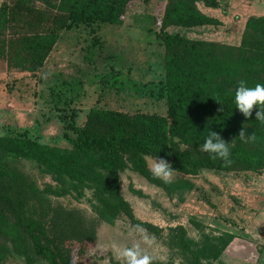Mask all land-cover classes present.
I'll return each mask as SVG.
<instances>
[{"label": "trees", "instance_id": "1", "mask_svg": "<svg viewBox=\"0 0 264 264\" xmlns=\"http://www.w3.org/2000/svg\"><path fill=\"white\" fill-rule=\"evenodd\" d=\"M136 0H12L0 6V72L34 74L65 30L93 23L123 24V16ZM154 4L159 12L156 37L162 47V73L156 83L141 84L135 94L162 100L165 113L123 112L92 106L84 122L75 124L84 94L70 88L49 93L48 109L62 123L69 146L41 143L26 129L0 135V264L16 257L24 264H73L71 242L83 255L95 239L96 225L78 210L68 209L53 198L79 201L90 191L92 210L101 222L111 224L125 217L132 225L163 239L184 264H213L231 244L234 235L210 231L190 221L198 239L182 225L165 230L134 216L119 190L120 173L131 170L168 196L182 202L195 185L186 177L164 184L154 178L144 156L164 158L175 173L193 177L200 170L224 173L264 170V125L245 117L233 103L238 82L249 87L264 84V16H250L239 45L195 40L168 33L169 26L191 28L217 24L203 15L196 2L209 7L219 0H137ZM97 37L86 48L84 60L92 61ZM114 85V84H113ZM136 86V85H135ZM134 86V87H135ZM150 87V88H149ZM155 89H152V88ZM71 89V91H69ZM55 95V96H54ZM223 107V111H218ZM244 129L241 141L239 132ZM230 142L228 161L201 151L208 131ZM9 130V131H8ZM68 133H71L70 136ZM30 162L50 184L39 188L21 168ZM129 191L146 197L129 185ZM153 264H165L154 262Z\"/></svg>", "mask_w": 264, "mask_h": 264}, {"label": "rangeland", "instance_id": "2", "mask_svg": "<svg viewBox=\"0 0 264 264\" xmlns=\"http://www.w3.org/2000/svg\"><path fill=\"white\" fill-rule=\"evenodd\" d=\"M11 1L0 0V6L3 3L9 4ZM141 3L136 0L126 11L124 18L126 24L121 25H136L130 30L120 25L105 23L80 25L65 30L60 40L61 44L65 45L61 56L55 55L47 62L45 69H40L34 74L30 73V77H24L29 80L25 85V87L29 86V89L24 92L26 96H23V103L33 106L38 115L41 114V120H37L35 124L26 129L31 137L36 136L41 143L49 145L69 146L68 141L62 136V123L57 119L55 111L49 110L46 104L50 100V90L53 89L55 92L58 89L59 91L62 86L60 91L66 90L67 92V88H70L73 83L74 89L79 94H85L79 99V110L75 119L77 125L84 122L85 113L92 106L123 112L142 111L160 115L165 113L162 100L157 101L151 96L135 94L134 91L143 88L141 84L150 86L156 83L161 77L163 64L162 47L156 37L159 25L155 23V18L158 17L159 12L155 10L154 4L143 6ZM149 26L150 30L146 29ZM94 37H97L98 47L93 60L86 61L84 60L86 48ZM53 49L52 55L57 52L55 47ZM16 81L11 76L7 84L3 85L6 95L12 93ZM62 81L71 84L65 85ZM7 98L8 101H4L2 110H14L13 101H10L12 98L9 95ZM1 113L0 111V115ZM0 120H4V117ZM7 129L22 130L13 126L6 128L2 125L0 135L4 134ZM68 134L72 136L71 133ZM21 168L39 188L51 183L50 177L40 174L30 162H23ZM220 175V172L213 170H200L193 177L175 173L173 179L186 177L195 185L192 193L186 194L182 202H179L176 197L168 196L161 188L149 184L143 177L131 170L120 173L119 190L130 204L137 219L165 231L168 227L182 225L191 238L198 239L197 230L190 224V221L199 222L210 231L221 232V230L231 231L232 229L239 231L242 241L229 246L222 253V260L213 264H256L257 254L263 255L264 247L259 252L257 244L250 238H246L250 236V233H246L244 227L240 228L231 217L234 210L230 212L231 207H227L229 213L222 214L220 208L218 209V201L215 198L212 200L205 190L206 186V189L213 191L211 181L223 180V176ZM130 184L146 197L132 194L129 191ZM53 200L63 207L80 211L96 225L95 239L86 247L83 255L76 254L77 244L75 241L71 242L69 255L73 264H124L123 259L118 258L117 252L125 247H131L133 243L139 244L141 249L154 256L156 258L154 262L184 264L181 256L169 249L162 238L148 234L144 229L141 234L137 231V227L125 217H119L111 224L99 221L92 210L90 191H86L85 197L79 201L70 197L53 198ZM145 236L151 241L150 243L145 242ZM6 264L24 263L19 258L10 257Z\"/></svg>", "mask_w": 264, "mask_h": 264}, {"label": "crops", "instance_id": "3", "mask_svg": "<svg viewBox=\"0 0 264 264\" xmlns=\"http://www.w3.org/2000/svg\"><path fill=\"white\" fill-rule=\"evenodd\" d=\"M141 4L143 6L145 5L144 3ZM196 7L203 15L217 21V24H207L191 28L169 26L165 30L171 34L178 33L189 39L215 41L237 46L240 43L246 20L250 16H264V0H219V6L217 7H209L199 1L196 2ZM126 11H128V8ZM126 11L123 16V24H126V20H124ZM120 26L130 30L136 25ZM146 29L150 30V26L146 27ZM142 30H144V28H142ZM63 34L64 33H62L61 36ZM60 40L61 37L55 45L57 52L52 55L54 52L53 49L41 69H45L47 62L52 60L55 55L61 56L63 53L65 45H62ZM11 76L17 81L12 93H7L6 95L3 91V85L7 84ZM25 76L30 77V73L15 71L0 72V111L2 112L0 116L4 117V120H0V126L5 125L6 128L13 126L23 130L27 129V127H31L37 120L39 121L41 114L38 115L37 110H35L33 106L23 103V96H26L24 92L29 89V86L25 87L29 81L24 78ZM8 95L12 98L10 101H13V103H11L14 110H2L4 101H8ZM220 174V176H223V180H212L211 188L214 190L211 191L208 188L206 189L205 186L206 192L210 195L212 200L215 198L218 201V209L220 208L222 214L229 213L227 207H231L230 212L234 210L231 217L239 224L240 228L244 227V231L250 233V236H246V238H250V240L255 242L258 251L261 252L262 247H264V170L238 173L220 172ZM222 203L224 204L222 205ZM226 232H230L234 235L229 246L238 244L242 241L239 231L236 232L232 229ZM258 254L255 263L264 264V254ZM219 260H222L221 256Z\"/></svg>", "mask_w": 264, "mask_h": 264}, {"label": "clouds", "instance_id": "4", "mask_svg": "<svg viewBox=\"0 0 264 264\" xmlns=\"http://www.w3.org/2000/svg\"><path fill=\"white\" fill-rule=\"evenodd\" d=\"M233 103L235 104V109H237L245 119L252 116L255 106L256 111L254 119L261 125H264V84L257 83L254 87H249L246 85L245 81H239L235 89ZM218 111H223L222 105ZM238 136L243 142H247L253 138L250 135L246 138L243 128ZM200 148L201 151L208 153L210 157L223 161L229 160L230 142H225L220 134L215 131L209 129ZM144 160L154 178L161 180L164 184L172 182L176 170L164 158H153L145 155ZM137 231L141 234L144 232L139 226H137ZM144 239L146 243L151 242L146 236ZM117 256L123 259L124 264H153V261L156 259L148 252L141 249L139 244L136 243H133L131 247L118 250Z\"/></svg>", "mask_w": 264, "mask_h": 264}]
</instances>
